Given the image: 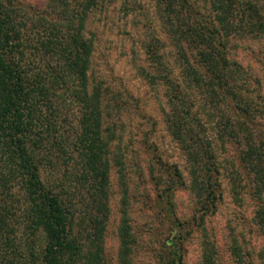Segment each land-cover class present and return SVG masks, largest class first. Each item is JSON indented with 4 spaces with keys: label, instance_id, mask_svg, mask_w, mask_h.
<instances>
[{
    "label": "trees",
    "instance_id": "obj_1",
    "mask_svg": "<svg viewBox=\"0 0 264 264\" xmlns=\"http://www.w3.org/2000/svg\"><path fill=\"white\" fill-rule=\"evenodd\" d=\"M150 1L161 35L144 43L151 69L138 70L163 88V122L187 175L185 183L176 164L148 163L154 181L133 196L145 224H161L147 233L159 242L156 264H183L184 243L198 229L200 264H215L204 221L216 209L222 176L232 182L236 203L247 198L252 205L262 238L256 258L263 262L264 99L229 52L235 38H264V0ZM105 6L106 0H45L40 7L0 0V264H136L147 228L131 219L115 120L120 103L90 75L89 17ZM155 45L171 51L176 78L163 74ZM183 186L191 212L179 219L172 197ZM113 214L112 262L105 238ZM231 249L234 264H261L235 241Z\"/></svg>",
    "mask_w": 264,
    "mask_h": 264
},
{
    "label": "rangeland",
    "instance_id": "obj_2",
    "mask_svg": "<svg viewBox=\"0 0 264 264\" xmlns=\"http://www.w3.org/2000/svg\"><path fill=\"white\" fill-rule=\"evenodd\" d=\"M40 7L45 0H20ZM88 28L93 34L94 45L91 54L90 75L99 79L111 95L118 98L120 107L115 116L117 130L121 134V148L124 153L125 167L128 174L130 193L137 197L147 189L149 181L148 163L156 168L158 162L176 164L181 170L184 182L187 175L183 155L169 137L163 122L162 110L164 97L162 86L150 84L138 68L150 70L151 64L146 58L144 43L161 35L150 0H129L122 4L120 0H106V6L96 10L89 17ZM155 45V52L163 54V61L168 74L176 78L178 68L172 62L171 51ZM229 56L243 66L251 79L255 80V91L264 99V38L244 37L232 41ZM257 80V81H256ZM257 95V94H256ZM226 167L229 163H223ZM158 172L153 174L159 176ZM114 176V174H113ZM221 195L215 211L206 216L204 231L206 238L213 245L215 264H234L232 244L240 246L241 252H249L253 262L261 263L256 258L262 246V238L254 230L251 222V203L247 198L240 203L232 199V182L225 176L220 177ZM185 186V185H184ZM178 188L173 193L174 210L179 219L187 218L191 212V195L186 187ZM116 191L112 188V204L116 200ZM130 207L132 222L144 230L139 237L136 249V264H156V253L160 250L154 236H148L161 229V224L146 221L141 202L132 199ZM107 227L105 238L106 254L113 262L116 253L115 214ZM199 231V229H198ZM191 232L184 243L183 264H200V232Z\"/></svg>",
    "mask_w": 264,
    "mask_h": 264
}]
</instances>
